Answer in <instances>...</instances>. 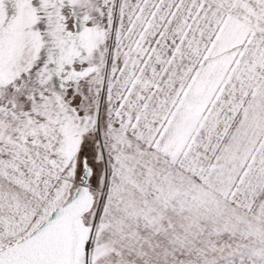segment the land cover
<instances>
[{"label":"snow or ice","instance_id":"6c2138e0","mask_svg":"<svg viewBox=\"0 0 264 264\" xmlns=\"http://www.w3.org/2000/svg\"><path fill=\"white\" fill-rule=\"evenodd\" d=\"M0 264H264V0H0Z\"/></svg>","mask_w":264,"mask_h":264}]
</instances>
